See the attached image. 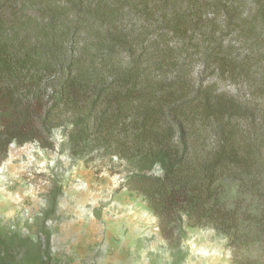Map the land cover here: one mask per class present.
I'll use <instances>...</instances> for the list:
<instances>
[{
    "label": "trees",
    "instance_id": "trees-1",
    "mask_svg": "<svg viewBox=\"0 0 264 264\" xmlns=\"http://www.w3.org/2000/svg\"><path fill=\"white\" fill-rule=\"evenodd\" d=\"M57 130L124 163L169 264L194 227L264 264V0H0V164ZM60 195L26 233L0 222V264H56Z\"/></svg>",
    "mask_w": 264,
    "mask_h": 264
},
{
    "label": "rangeland",
    "instance_id": "rangeland-1",
    "mask_svg": "<svg viewBox=\"0 0 264 264\" xmlns=\"http://www.w3.org/2000/svg\"><path fill=\"white\" fill-rule=\"evenodd\" d=\"M62 140L57 130L52 149L34 142L8 147L0 164V222L26 233V225L34 227L47 207L49 193L61 187L47 222L56 264H169L156 218L124 185V163L98 156L88 163L74 159ZM179 249L187 251L184 264H233L235 256L224 237L205 227L188 228ZM247 256L258 255L237 258Z\"/></svg>",
    "mask_w": 264,
    "mask_h": 264
},
{
    "label": "clouds",
    "instance_id": "clouds-1",
    "mask_svg": "<svg viewBox=\"0 0 264 264\" xmlns=\"http://www.w3.org/2000/svg\"><path fill=\"white\" fill-rule=\"evenodd\" d=\"M146 205V204H145ZM146 208H147V206H146ZM148 210V209H147ZM153 215V214H152ZM154 216V215H153ZM155 217V216H154ZM156 218V217H155ZM156 220H157V218H156ZM157 222H158V220H157ZM205 228H209V227H205ZM158 230L160 231V229H159V227H158ZM164 241H165V246H166V249H167V253H168V259H170L171 260V258H170V252H169V249H168V247H167V242H166V239L164 238ZM227 247V246H226ZM228 248V247H227ZM229 250H231L230 248H228ZM232 251V250H231ZM232 255H234V253L232 252ZM240 259H238L237 260V258H236V256H233V259H232V263L233 264H240Z\"/></svg>",
    "mask_w": 264,
    "mask_h": 264
}]
</instances>
